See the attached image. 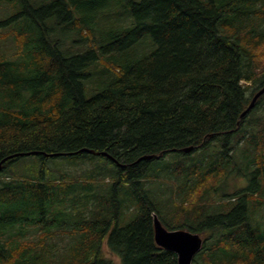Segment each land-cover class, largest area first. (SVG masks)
<instances>
[{
  "label": "trees",
  "instance_id": "trees-1",
  "mask_svg": "<svg viewBox=\"0 0 264 264\" xmlns=\"http://www.w3.org/2000/svg\"><path fill=\"white\" fill-rule=\"evenodd\" d=\"M263 85L264 0H0V264H178L153 213L195 264H264ZM93 156L114 170L53 173Z\"/></svg>",
  "mask_w": 264,
  "mask_h": 264
},
{
  "label": "rangeland",
  "instance_id": "rangeland-1",
  "mask_svg": "<svg viewBox=\"0 0 264 264\" xmlns=\"http://www.w3.org/2000/svg\"><path fill=\"white\" fill-rule=\"evenodd\" d=\"M149 39V38H148ZM150 40V39H149ZM76 45V44H74ZM153 46V47H152ZM155 45L152 42H149L145 37L139 42L137 43L135 46H133L130 49V52L132 55L136 54V56H142V55H146L148 53H150L153 49H154ZM135 56V55H134ZM90 80L88 82L85 94L87 97H90L91 95H93L94 93H96L98 91V89H100L103 85V81L106 80V78L108 77V72L105 69V66L103 64H97L94 65L90 68ZM104 78V79H103ZM102 79V80H101ZM97 83V84H96ZM264 107V106H262ZM260 114H264V109H262L261 111H259ZM100 157L97 156H93V158H83L81 159V157L75 158L74 160L71 159V162L69 161V164L65 165L63 161H60V163L62 165H58L55 171H53L54 175H59L62 172V168L67 167L69 169L70 172H72L73 174L76 175H80V177L82 179H86L88 178L87 176L91 175L93 177H95L96 175L100 176H104L107 172L106 170L110 169V171H113L115 166L111 163L109 164H105L104 161L100 160ZM166 159L168 160L169 157L167 156ZM35 163V167H39V159L36 157H24L23 159L17 161L14 163V167H16V170L18 171L19 174H25V175H29L31 174V172L26 169V167L28 166L27 164H33ZM48 166L51 165L53 168L56 167V162L53 160H49L46 163ZM27 165V166H26ZM86 165V166H85ZM97 166V167H96ZM95 167V168H94ZM92 169V170H91ZM94 169V170H93ZM87 170V171H86ZM164 172V171H163ZM83 173V174H82ZM78 177V176H77ZM106 179H109V175H106ZM229 179L227 181V185L225 187H223L222 189L224 190H228V192H232L234 190V188L243 186V180H246L244 177L242 178L240 175V172H237V170L235 168H233V171H231L229 173ZM237 178V179H236ZM163 179V177H161V180ZM235 179V180H233ZM231 181V187L229 188V182ZM159 187H161V185H159ZM264 213V211H263ZM106 245H103V251H104V255L105 256H109L110 258H112L114 260L115 263L119 264V260L118 258L113 255L112 253H110L109 249L105 247ZM193 264H195V262H193ZM203 264V262H202Z\"/></svg>",
  "mask_w": 264,
  "mask_h": 264
},
{
  "label": "water",
  "instance_id": "water-1",
  "mask_svg": "<svg viewBox=\"0 0 264 264\" xmlns=\"http://www.w3.org/2000/svg\"><path fill=\"white\" fill-rule=\"evenodd\" d=\"M264 93V85L254 94L246 110L242 114L247 112L254 106L256 99ZM191 147L183 148V151H189ZM92 153L91 150L83 149ZM161 154L156 156L146 155L143 158L159 157ZM4 161V160H3ZM1 161V162H3ZM1 166V163H0ZM153 223V236L156 244L165 250L174 252L177 255L178 264H193V260L197 252L200 250L203 238L195 232L187 229H168L166 228L156 213L152 216Z\"/></svg>",
  "mask_w": 264,
  "mask_h": 264
},
{
  "label": "bare ground",
  "instance_id": "bare-ground-1",
  "mask_svg": "<svg viewBox=\"0 0 264 264\" xmlns=\"http://www.w3.org/2000/svg\"><path fill=\"white\" fill-rule=\"evenodd\" d=\"M148 2V1H147ZM204 2V1H203ZM38 17V16H37ZM77 19V18H76ZM77 21V20H76ZM41 23V22H40ZM68 23V22H67ZM125 24V23H124ZM42 25V24H41ZM80 25V24H79ZM123 25V24H122ZM22 29V28H21ZM13 30V29H12ZM23 30V29H22ZM28 30V29H27ZM26 30V31H27ZM15 31H16V29H15ZM31 32V31H30ZM29 32V33H30ZM17 33V32H16ZM26 33V32H25ZM28 33V32H27ZM26 33V34H27ZM17 35V34H16ZM25 34H24V32H23V36H24ZM25 36H27V35H25ZM21 37H22V35H21ZM31 37V36H30ZM35 37V36H34ZM37 37V36H36ZM20 38V37H19ZM24 38V37H23ZM24 39H26V38H24ZM21 40V39H20ZM10 41V40H9ZM25 41H27V40H25ZM90 44V43H89ZM6 46V45H5ZM7 47V46H6ZM129 47V46H128ZM12 48V47H11ZM9 49V48H8ZM39 49V48H38ZM19 50H20V48H19ZM9 51V50H8ZM5 52H6V50H5ZM7 53V52H6ZM17 53V52H16ZM15 53V54H16ZM37 53V52H36ZM14 54V53H13ZM12 55V54H11ZM6 62V61H5ZM8 62V61H7ZM6 62V63H7ZM10 62V61H9ZM12 64V63H11ZM19 68V67H18ZM18 68H17V70H18ZM11 70V69H10ZM112 70V69H111ZM10 72V71H9ZM11 73H13V72H11ZM117 74V73H116ZM13 76V75H12ZM104 79V78H103ZM102 80V79H101ZM107 83V82H106ZM97 84V83H96ZM85 87V86H84ZM165 90V89H164ZM243 97V96H242ZM169 106V105H168ZM244 116V115H243ZM157 117V116H156ZM245 120V119H244ZM248 129V128H247ZM250 129H252L251 127H250ZM258 132V131H257ZM252 140H253V137L251 138ZM250 142V141H249ZM258 142H261L260 140L258 141ZM54 154V153H53ZM105 156V155H104ZM62 157V156H61ZM138 157V156H137ZM53 158V157H52ZM125 159V158H124ZM100 160H102V159H100ZM114 161V160H113ZM125 161H126V159H125ZM27 166V165H26ZM32 166V165H31ZM86 166V165H85ZM150 166V165H149ZM97 167V166H96ZM151 167V166H150ZM95 168V167H94ZM149 168V167H148ZM33 169V168H32ZM32 169H30V170H32ZM49 169V168H48ZM111 169V168H110ZM92 170V169H91ZM94 170V169H93ZM87 171V170H86ZM150 171V170H149ZM151 171H152V169H151ZM120 172V171H119ZM125 172V171H124ZM153 173V172H152ZM152 173H150L151 175H152ZM83 174V173H82ZM149 174V175H150ZM102 175V174H101ZM100 175V176H101ZM109 175V174H108ZM150 175V176H151ZM149 176V177H150ZM88 177H91L90 175L88 176ZM115 177V176H114ZM45 178V177H44ZM49 178V177H48ZM98 178V177H97ZM111 178V177H110ZM148 178V177H147ZM99 179H101L100 177H99ZM91 180V179H90ZM92 180H94V179H92ZM117 180V179H116ZM3 181V180H2ZM43 181V180H42ZM105 181V180H104ZM143 181V180H142ZM3 184H4V182H2ZM10 183V182H9ZM53 183V182H52ZM8 184V183H7ZM11 185V184H10ZM52 185V184H51ZM121 185V184H120ZM147 185V184H146ZM14 186V185H13ZM124 186V185H123ZM91 187H93V185L91 186ZM147 187V186H146ZM121 188V187H120ZM126 188V187H125ZM3 189V188H2ZM99 191V190H98ZM63 192V191H62ZM92 192V191H91ZM97 192V191H96ZM100 192H102V191H100ZM124 193V192H123ZM122 193V194H123ZM98 194V193H97ZM264 194V193H263ZM63 195V194H62ZM103 196H104V194H103ZM102 196V197H103ZM145 196V195H144ZM259 197H260V195H258ZM105 197V196H104ZM258 197V198H259ZM264 198V197H263ZM259 199H261V198H259ZM103 200V199H102ZM121 201V200H120ZM104 202V201H103ZM92 203V202H91ZM14 204V203H13ZM90 204V203H89ZM157 204V203H156ZM126 205V204H125ZM101 209V208H100ZM92 210H93V208H92ZM95 210V209H94ZM95 211H97V210H95ZM129 211V210H128ZM48 212V211H47ZM55 212V211H54ZM46 213V212H45ZM87 213V212H86ZM94 213V212H93ZM128 213V212H127ZM90 214V213H89ZM91 214H92V212H91ZM130 214V213H129ZM127 215V214H126ZM125 215V216H126ZM133 215V214H132ZM84 216V215H83ZM94 216V215H93ZM47 217H49V216H47ZM87 217V216H86ZM96 217V216H95ZM122 217H123V215H122ZM127 217V216H126ZM81 218V217H80ZM125 219V218H124ZM38 220V219H37ZM127 220V219H126ZM43 222V221H42ZM48 228V227H47ZM26 231V230H25ZM33 235V234H32ZM31 235V236H32ZM28 238V237H27ZM6 239V238H5ZM19 240V239H18ZM23 243V242H22ZM57 243V242H56ZM62 245V244H61ZM69 246V245H68ZM69 248V247H68ZM10 249V248H9ZM12 250V249H11ZM83 250V249H82ZM2 251V250H1ZM84 251V250H83ZM89 251H90V249H89ZM78 253H80V252H78ZM84 253V252H83ZM89 253V252H88ZM60 253H58V255H59ZM91 254V253H90ZM80 257H85V256H82V254H80L79 255ZM80 257H79V259H80ZM88 258V257H87ZM77 259V258H76ZM78 261H81V260H78ZM23 262V261H22ZM66 264V263H65ZM78 264V263H77ZM80 264V263H79Z\"/></svg>",
  "mask_w": 264,
  "mask_h": 264
}]
</instances>
